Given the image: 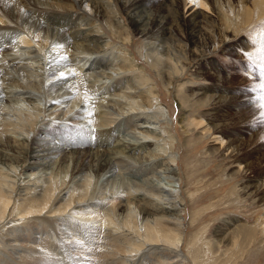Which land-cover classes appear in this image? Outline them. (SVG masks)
<instances>
[{
	"label": "bare ground",
	"instance_id": "obj_1",
	"mask_svg": "<svg viewBox=\"0 0 264 264\" xmlns=\"http://www.w3.org/2000/svg\"><path fill=\"white\" fill-rule=\"evenodd\" d=\"M236 1L0 0V26H15L0 34V85H6L0 87V264H201V255L215 258L211 264L234 261L248 233L244 239L221 229L217 240L198 246L200 235L184 230L183 175L173 165V138L156 129L166 112L160 103L153 105L160 102L154 80L130 48L135 37L143 39L138 56L167 93L191 62L196 78L228 80L209 50L221 25L238 29L248 16L245 0ZM144 3L147 8L140 9ZM258 3L259 20L264 0ZM59 23L65 26H54ZM180 27L185 41L176 33ZM226 34L221 48L228 44ZM56 45L64 47L69 66L76 65L77 82L47 68L51 59L57 63V55L51 57ZM9 52L14 59H6ZM209 64L212 75L204 70ZM129 75L136 76L137 86L126 81ZM199 90L174 100L183 113L206 107L190 120L193 132L211 138L206 155L221 154L232 166L228 177L245 180L240 191L264 209V170L251 161L257 148L248 146L242 131L226 130L231 124L217 114L232 104L230 89ZM96 95L97 102L90 100ZM210 111L217 116L206 118ZM120 129L128 137L119 139ZM115 169L131 179L114 180ZM148 174L157 177L139 179ZM259 222L264 237V217ZM85 233L86 246L75 245Z\"/></svg>",
	"mask_w": 264,
	"mask_h": 264
},
{
	"label": "rangeland",
	"instance_id": "obj_2",
	"mask_svg": "<svg viewBox=\"0 0 264 264\" xmlns=\"http://www.w3.org/2000/svg\"><path fill=\"white\" fill-rule=\"evenodd\" d=\"M236 2V0H231V4L233 6L237 5ZM258 2H260V0L244 1V4H246L247 9L249 10L248 16L245 18V21L243 20V25H240V28L235 29L227 25L219 24L221 25L222 30L220 31V34L215 37L216 45L209 50L210 56H212L210 57L212 61L216 62L220 67H222V71L226 75H229L228 80L225 79L228 84L222 78H216L220 80L218 83H214L213 81H211V79H209V76H207L208 78H196V74L194 73L193 69V62H191V70H188L189 72L185 75V77L176 82V87L174 90L171 89V93H167L163 86L160 84L159 80L156 78L155 74L147 65H145L143 58H140L138 56V52L142 50L141 41L143 39L140 37H135L134 43L130 48V51L133 54L136 63L141 67V70L143 69V67L147 68L146 71H148L151 78L154 80L153 89L155 93L159 95L160 102L158 100L152 101L154 103L153 105L155 106L160 103V106H162L164 108V111L166 112V116L162 117L160 124L156 126V129H163L164 133L167 134L166 136H170L173 138V154L176 157L178 164L177 168L175 164L173 165L174 168L183 175V180L180 185V191L182 192L184 200V207H181V209L183 208V211L185 213H183L185 225L184 230L188 234L196 233L195 235L197 237L200 235L199 240H197L198 246L206 243L208 240L210 242L217 240L216 238L221 229L224 230V233L226 235L233 233L239 234L243 237L245 233L249 234L245 235L246 239L243 237L245 240H241V242H239V245L244 246L240 247L239 250L241 252L239 251L234 254V263L229 262L225 259L224 261H222L226 262L227 264H264V237L260 232L261 227H257L258 224H260L259 221L264 217V209L261 203H259L256 199H252L246 196L244 191H240L241 187L246 184L245 180H241L240 178H236L235 180L228 177V174L231 173L232 166L228 164L223 156L221 157V154L215 156V158L207 156V152L211 150L213 145L211 138L207 139V137H201L199 135V131L193 132V128L190 126V120L197 119L198 114L204 113L206 111V107L202 109L198 107L190 111L189 109H187L188 111L183 113L180 109V104H178V102L174 99L177 98L176 96H178V101L180 102V98L183 96V94L189 96L190 98L192 93H197L200 91L199 88L208 87L210 89H213L218 86L220 88H226L227 90L230 89L228 91L231 92L232 104L228 108H226V111L217 112V114L223 117L225 123L231 124L230 126H228V128H226V130H233V132H238V130L242 131V133L240 132V134H242V138L247 141L248 146L255 145V148H257L258 152H256V154L252 157L253 159L251 158V161L260 162V170H264V107H261V105L264 104V16H261L259 20L257 18V16L261 12H263V9H261V11H258V9L256 8L258 7ZM251 3L253 4L251 5ZM143 5H140V9L145 10L148 5H146V7L145 3ZM136 10L138 11V8H136ZM255 11L257 14L255 13ZM76 13H79V11H76L75 15ZM61 21L63 22L64 20ZM64 22L66 23L67 20ZM76 22L77 24L80 23L82 25L85 21L80 22L77 20ZM251 24H253V26ZM13 26L14 25H8L6 27L0 26V34L7 33L9 31L12 32L15 28V26ZM54 26H59L61 28V26H65V24L59 23V25L57 24ZM169 26L171 25H168V27ZM82 27L84 28L85 26L83 25ZM223 30L227 33L226 36L228 44L226 45V47L221 48L219 42H222L224 40L222 36ZM176 33L179 35L178 38L180 40L185 41L183 27H180V30L176 29ZM1 35L0 40L3 39ZM99 35L103 36L104 39L108 42L112 41L109 38L108 34L104 35L100 32ZM56 46H58V48L54 46L56 51L51 57L53 58V56L57 55V63H53V60L51 59L47 64V68L51 67L52 71H55L54 67H56V72H63L64 77H66L67 75H71L68 76L72 78L70 82H77L75 80L76 65L74 64V66H69L71 64H68L70 58L64 52V47L60 45ZM255 48L259 49L256 54L252 52V49ZM212 50L213 53H211ZM10 53L12 52H9L10 56L6 57L7 60L14 59L13 55ZM50 55L51 51L46 52L47 57H50ZM65 57L66 59H64ZM78 59L79 58H76L75 62L79 61ZM38 63L42 62L39 61ZM51 64H54L55 66H50ZM248 68H251V72L253 73H248ZM204 70L205 72H209V74L212 75L211 71L213 70V67L209 64L204 66ZM72 73H75V75H73ZM126 79L127 82L129 80L130 83L132 82L135 86H137L136 76L129 75ZM45 80V85H48L50 83L49 81H51L49 79ZM90 80L93 79L90 78ZM88 84L90 86V83H86L85 81V85L83 86H87L86 88H88ZM0 87L4 90L6 85H0ZM144 91H146V87L142 89V94ZM232 96L234 99L232 98ZM100 97L102 98L106 96L101 95ZM98 98L99 96L97 95L91 96L90 100L96 99L95 102H97ZM247 105L249 108L247 107ZM215 114L216 112L210 111V116L206 118L217 116ZM187 118L189 121L185 120ZM59 120L61 121L62 119L59 118ZM72 121L78 122L79 120L73 119ZM122 131L123 130L120 129V131L115 134L116 136H119V134H121L119 139L128 137L127 135L129 131L127 132V134L126 132ZM161 136H163L162 133ZM164 147L167 148L168 146L165 145ZM121 171L122 170L119 169L111 171L112 176L115 177L114 180L119 179L120 182L122 180V176L127 179H131L129 176L132 174H127L129 172H126L125 174L124 171L123 173H121ZM113 173L115 175H113ZM117 173H119L120 175ZM117 176H120V178H118ZM156 177L157 176L155 174H148L144 175L143 178L140 177L139 179L145 180L149 178L154 181V178ZM177 187H179V184L177 185ZM188 195H191V197L189 198ZM207 207L209 208L207 209ZM201 210H203V212ZM196 212L197 217L195 215ZM199 213H201L200 216ZM195 217L197 219H195ZM191 221L192 225L190 223ZM198 232H200L201 234ZM198 246H196L197 249ZM188 250L189 249L184 248V252L188 253ZM221 250L223 255L228 253L225 252L226 248L222 247ZM202 257L204 262H202L201 264H211L212 260L215 261V258L209 259L207 258V255H201L200 259ZM229 257L230 256L227 255L225 258Z\"/></svg>",
	"mask_w": 264,
	"mask_h": 264
},
{
	"label": "snow or ice",
	"instance_id": "obj_3",
	"mask_svg": "<svg viewBox=\"0 0 264 264\" xmlns=\"http://www.w3.org/2000/svg\"><path fill=\"white\" fill-rule=\"evenodd\" d=\"M190 2L191 3H197L198 2V0H190ZM64 59H66V57L64 58ZM73 75H75V73H72ZM54 76H55V74H53ZM60 78L61 79H64V73L63 72H61L60 73ZM261 107H264V104H262L261 105ZM87 233H85V238H83V239H76L75 240V245H77V246H79V247H85L86 246V244H87V240H86V237H87Z\"/></svg>",
	"mask_w": 264,
	"mask_h": 264
}]
</instances>
